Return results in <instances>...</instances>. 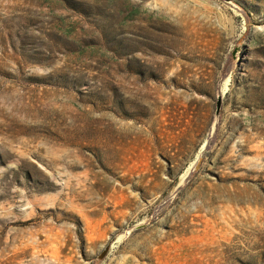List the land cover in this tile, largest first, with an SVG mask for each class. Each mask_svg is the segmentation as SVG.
Segmentation results:
<instances>
[{"label": "rangeland", "instance_id": "obj_1", "mask_svg": "<svg viewBox=\"0 0 264 264\" xmlns=\"http://www.w3.org/2000/svg\"><path fill=\"white\" fill-rule=\"evenodd\" d=\"M0 264H264V0H0Z\"/></svg>", "mask_w": 264, "mask_h": 264}, {"label": "water", "instance_id": "obj_2", "mask_svg": "<svg viewBox=\"0 0 264 264\" xmlns=\"http://www.w3.org/2000/svg\"><path fill=\"white\" fill-rule=\"evenodd\" d=\"M219 106H220V98L218 97L217 98V101H216V110H215V114L217 115L218 114V110H219ZM108 252V246H106L102 252L99 254L98 256V259H102L106 253Z\"/></svg>", "mask_w": 264, "mask_h": 264}]
</instances>
